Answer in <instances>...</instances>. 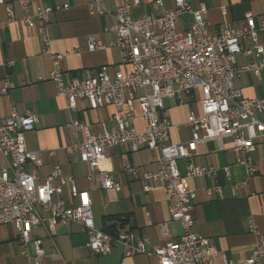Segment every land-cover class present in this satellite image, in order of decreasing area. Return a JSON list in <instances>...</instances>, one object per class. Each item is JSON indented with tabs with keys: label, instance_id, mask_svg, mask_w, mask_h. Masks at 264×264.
Instances as JSON below:
<instances>
[{
	"label": "built area",
	"instance_id": "2783aa9c",
	"mask_svg": "<svg viewBox=\"0 0 264 264\" xmlns=\"http://www.w3.org/2000/svg\"><path fill=\"white\" fill-rule=\"evenodd\" d=\"M99 1L87 0L90 14L104 12ZM140 1L118 0L115 22L107 28L114 33L115 39L110 45L120 51L122 69L111 71L109 66L101 65L82 77L68 75L61 65L65 54L53 52L50 38L44 33L41 51L50 55L51 68L47 78L39 79L51 81L56 95L66 100L73 113L79 109L80 99L90 109L112 107L111 124L101 122L97 133L92 132L90 123L77 117L68 124L84 138L65 146L64 151L76 154L89 168H98L107 150L118 146L132 151L140 148L157 151L158 169L145 172L143 177L165 190L170 220L180 224L182 233L177 240L149 248L148 240L132 230L108 233L97 228L89 192L79 189L71 176H65L60 164H55L41 181L34 171H26L27 162L36 167L42 163L39 153L29 150L25 140V133L35 128L39 116L31 111L21 114L11 106L8 114L0 118V224L15 227L24 256L28 257L26 246L33 245V264H42L44 249L41 239L32 237V228L50 229L66 221L81 226L88 235L86 247L99 255L110 253L112 244L117 242L124 256H154L159 264H218V257L222 264H235L208 237L194 231L191 210L196 191L190 187L189 179L211 177L216 171L192 161L199 154V144L215 141L219 150H233L237 153L236 162L246 165L256 143L264 139V122L260 118L264 114V95L245 97L234 84L235 78L244 71L257 78L264 71V39H259L260 32L264 36V16L256 23L248 12L240 26L224 23L211 31L203 4L193 8L190 0H170L171 6L166 7L165 0H150L149 11L134 17L132 9ZM16 3L22 9L19 17L13 8ZM0 6L6 17H0L1 30L16 20L28 26L35 22L45 26L54 12L68 8L69 4L0 0ZM183 13H190L192 22L186 29H179L177 23ZM101 48L104 45L100 41L87 37L89 51ZM237 55L248 58V62L238 67ZM8 87V81L3 80L0 95ZM165 99L176 105H193L183 123H171L164 111ZM138 118L144 121L143 128L137 126ZM181 126L189 128V139L171 141L169 130ZM226 139L228 145L224 143ZM181 159L187 160L183 173L178 167ZM123 171L133 177L137 168L126 160ZM224 173L229 177V168L225 167ZM253 173L254 168L246 167L245 178L233 186V193L237 187L245 186ZM94 177L102 189L122 190V185L105 170H99ZM87 178L90 180L92 175L88 174ZM65 186L68 197L64 195ZM153 188L150 184L142 187L147 192ZM206 192L223 197L219 184L210 186ZM42 212L48 216L44 217ZM247 230L255 236V245L250 255L237 264H264V231L258 230L252 217L247 219Z\"/></svg>",
	"mask_w": 264,
	"mask_h": 264
},
{
	"label": "crops",
	"instance_id": "0c3cea01",
	"mask_svg": "<svg viewBox=\"0 0 264 264\" xmlns=\"http://www.w3.org/2000/svg\"><path fill=\"white\" fill-rule=\"evenodd\" d=\"M68 3L69 7L54 12L45 26L35 22L28 26L16 20L0 30V87L7 80L9 87L0 95V118L6 116L11 106L19 113L31 111L39 116V122L32 131L25 133L26 146L39 153L41 165L27 162L25 169L35 172L38 180H43L55 164H60L65 176H71L79 189L89 192L92 200L94 224L103 229L115 224L118 230H132L139 237L148 240L149 248L162 245L168 240H177L181 233L178 222L170 220L165 190L157 182L143 177L145 172L158 169V153L147 148L132 151L126 146H118L106 152V158L98 168H89L81 162L76 154H67L64 147L84 138L68 124L73 117L90 123L93 133L100 130L101 122L110 125L112 107L90 109L85 100L78 101L79 109L73 113L64 98L58 97L54 84L47 78L51 68L50 55L41 51V36L48 34L53 52L65 54L62 69L72 76L82 77L85 72H93L101 65L110 70L122 69L120 51L111 46L114 33L107 30L115 22V8L118 0H100L102 14H90L87 0H47L50 5ZM166 7L171 6L165 0ZM193 8L203 4L207 13L205 18L211 31L226 23L240 26L246 13L254 16L256 23L264 16V0H190ZM13 8L19 17L22 9L16 3ZM222 8H224L225 13ZM150 0H141L132 9L148 12ZM0 17L5 19V10L0 6ZM192 22L190 13H183L177 26L186 29ZM100 41L104 48L89 51L87 37ZM259 39L263 41L262 32ZM248 58L237 55L238 67L248 62ZM10 62V65H8ZM234 84L248 98L264 95V71L260 77L244 71L235 78ZM192 104L176 105L172 100H164V111L172 124H181ZM264 122V114L260 115ZM136 124L144 127V121L138 118ZM190 137L186 126L171 128L169 139L173 142H184ZM226 145L229 140H224ZM52 151L50 155L48 152ZM199 154L192 161L196 164L216 169L214 176H199L189 179V185L196 191L191 210L194 219L193 229L196 233L208 237L211 244L225 254L235 264L244 261L255 245V236L247 230V219L252 217L259 231H264V139L256 143L251 153V160L246 164L236 162L237 153L231 149L219 150L215 141L198 145ZM137 168L131 177L123 171L125 161ZM187 160L178 161L179 170L185 171ZM229 168L230 176L224 173ZM246 167L254 168V173L245 186H233L245 178ZM99 170L110 173L113 180L122 185L119 192L105 190L99 186L94 175ZM91 174L89 180L87 175ZM144 184L154 186L151 191H143ZM215 184L222 187L223 197L208 195L206 189ZM64 195L69 196L68 187L63 188ZM44 217L48 214L42 212ZM122 216L126 222L120 227L116 220ZM164 228V230H163ZM32 237L41 239L44 249L42 264H159L154 256L136 254L124 256L121 245L112 244L110 253L99 255L86 247L87 233L81 226L72 221L57 224L52 228L35 226ZM28 257L22 254L17 232L12 224H0V264H33L32 244L26 246ZM264 261V259H263ZM222 264L221 258L217 259Z\"/></svg>",
	"mask_w": 264,
	"mask_h": 264
},
{
	"label": "trees",
	"instance_id": "16d2710c",
	"mask_svg": "<svg viewBox=\"0 0 264 264\" xmlns=\"http://www.w3.org/2000/svg\"><path fill=\"white\" fill-rule=\"evenodd\" d=\"M109 220H116V221H118L120 227L124 226V224L126 222L125 219H122V216H115L113 218H109ZM102 230H104L105 232H108V233H114V231H117L118 229L115 226V224L113 223V224L107 225Z\"/></svg>",
	"mask_w": 264,
	"mask_h": 264
},
{
	"label": "rangeland",
	"instance_id": "374dc122",
	"mask_svg": "<svg viewBox=\"0 0 264 264\" xmlns=\"http://www.w3.org/2000/svg\"><path fill=\"white\" fill-rule=\"evenodd\" d=\"M134 15H135V16H138V10H135V11H134Z\"/></svg>",
	"mask_w": 264,
	"mask_h": 264
}]
</instances>
